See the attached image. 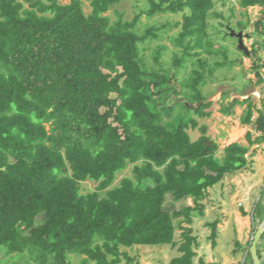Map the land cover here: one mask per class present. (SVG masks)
Instances as JSON below:
<instances>
[{
  "label": "trees",
  "instance_id": "1",
  "mask_svg": "<svg viewBox=\"0 0 264 264\" xmlns=\"http://www.w3.org/2000/svg\"><path fill=\"white\" fill-rule=\"evenodd\" d=\"M121 1L91 0L86 14L81 0H27L28 6L0 0V253L17 263L27 253L19 264H75L79 257L78 264L129 263L126 249L165 245L181 253L169 264H195L198 238L182 223L204 215L209 189L245 169L251 146L264 143V107L254 96L235 98L221 112L232 115L246 105L241 123L261 134L253 139L248 132V145L233 142L222 156L207 126L192 116H210L214 102L206 101L202 86L216 69L235 63L209 31L211 12L226 0L150 1L149 16L183 13L173 67L161 63V46L158 70L147 64L143 44L170 25H150L140 34L143 12L112 22L107 13ZM241 5L264 13V0ZM210 57L219 59L210 65ZM261 59L253 69L262 82ZM189 62L191 78L180 82ZM190 129L202 135L193 140ZM129 166L133 176L115 184ZM88 180L98 185L83 192ZM169 195L175 202L191 198L194 206L171 211ZM253 219L256 231L262 198ZM217 224L210 223L212 237ZM251 244L243 264H254ZM258 253L262 261L259 244Z\"/></svg>",
  "mask_w": 264,
  "mask_h": 264
},
{
  "label": "rangeland",
  "instance_id": "2",
  "mask_svg": "<svg viewBox=\"0 0 264 264\" xmlns=\"http://www.w3.org/2000/svg\"><path fill=\"white\" fill-rule=\"evenodd\" d=\"M25 6H28L27 0H20ZM62 4H69L72 0H58ZM86 14L92 11L91 0H81ZM151 0H122L114 5L107 15L112 22L120 19L132 20L137 14H142L140 22L136 28L137 32L143 34L150 25L169 24L168 29L160 32L157 40L149 41L143 44V54L150 67L159 69L156 63L157 51L161 46V63L165 69H171L173 58L180 51L174 43V37L182 29L183 13L174 14L171 12L157 13L149 16L146 11L150 8ZM159 2L160 0H154ZM261 22L258 29V22ZM242 22L246 27L241 29L239 23ZM209 31L211 37L215 40V47L225 46L229 51L231 60H235L234 65H227L224 68H218L213 75H208L206 83L202 86L203 95L207 102H214L208 110L211 112L209 117L195 118L200 125L207 126V135L219 144L218 156H222L225 146L240 142L248 145L247 133H253V139L261 133L255 130L254 125H243L241 117L244 114L246 105L236 106L232 115H224L221 108L228 105L235 98L244 100L254 96L258 106L264 107V80L259 81V77L253 69L255 61L261 56L264 62V13L261 6H250L244 8L241 0H226L216 4L209 17ZM233 29L236 33H244V42L250 54L247 55L239 49V40L236 36H226L224 33ZM254 50H257L255 54ZM254 53V54H253ZM205 56V55H204ZM219 57H210L209 64ZM222 60V57H220ZM194 65L189 62L188 68L182 70L179 75L180 82H188L191 78ZM264 78V68L262 69ZM186 92L191 94L190 89ZM259 113L255 112L254 119ZM189 133L193 140L198 139L202 132L199 129H190ZM250 158L249 165L236 174L227 175L225 179L209 189L206 198L203 200L204 215H195L194 222L189 225L183 222V226H191L194 235L198 238V244L195 246L197 256L195 264H201V260L206 262H217L219 264H243L246 257V250L259 226L254 229L253 210L256 203L262 198L264 203V143H256L251 146L248 153ZM126 176H133V167L129 166L125 171L119 173L115 184ZM98 185V182L88 180L82 183L83 192L92 191ZM168 208L180 210L182 207L194 206L191 198L186 201L175 202L172 195L168 197ZM245 211L247 214H243ZM257 221L260 216L256 212ZM218 221L216 236L212 237L213 229L210 223ZM260 225V224H259ZM176 232V241L183 240V228L179 227ZM214 242L216 243L214 245ZM262 249L264 262V240L259 242ZM132 260L128 263L124 260L121 264H169L171 260L181 253L178 246H136L126 249ZM21 254H16L18 256ZM28 254L22 260L15 261L14 257H9L5 252L0 253V264H19L27 260ZM79 258H75V264H78Z\"/></svg>",
  "mask_w": 264,
  "mask_h": 264
},
{
  "label": "water",
  "instance_id": "3",
  "mask_svg": "<svg viewBox=\"0 0 264 264\" xmlns=\"http://www.w3.org/2000/svg\"><path fill=\"white\" fill-rule=\"evenodd\" d=\"M230 34L232 36H236L239 40V48L243 50L247 55L250 54L248 48L245 45L244 42V33L241 31L239 33H236L233 29H231ZM264 234V219L259 225L257 231L255 232L253 238H252V244L250 247V253L252 256V260L254 264H262V261L260 259L259 253H258V244Z\"/></svg>",
  "mask_w": 264,
  "mask_h": 264
}]
</instances>
